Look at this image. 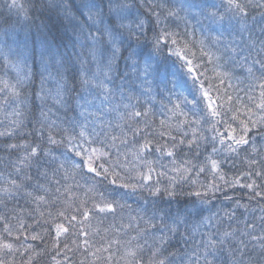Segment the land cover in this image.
I'll use <instances>...</instances> for the list:
<instances>
[{"label":"snow or ice","instance_id":"obj_1","mask_svg":"<svg viewBox=\"0 0 264 264\" xmlns=\"http://www.w3.org/2000/svg\"><path fill=\"white\" fill-rule=\"evenodd\" d=\"M253 13L264 0H0V264H264ZM225 188L248 202L204 216Z\"/></svg>","mask_w":264,"mask_h":264},{"label":"trees","instance_id":"obj_2","mask_svg":"<svg viewBox=\"0 0 264 264\" xmlns=\"http://www.w3.org/2000/svg\"><path fill=\"white\" fill-rule=\"evenodd\" d=\"M191 2V0H170V2L172 3H176V4H180V3H188ZM205 3L211 5V4H215L217 6L220 5H226L227 0H204ZM221 11H223V8H221ZM184 13H181V16H183ZM253 15H255V22L252 21V17H249V25L252 28V31L255 32V34H253L254 38L257 39V41L261 38H263L261 36L260 33V28L264 27V20L261 19V17L259 16L258 13H253ZM5 25H3L2 23V19H0V39H3V30H4ZM17 29L19 28V25H16ZM184 25L181 22L180 23V30L183 31ZM189 31L190 32H194V35L189 36L188 38L190 40H194V41H199L200 39H204L206 35H208L207 32L203 31L201 29V27L199 25L196 24L195 20H191V25L189 27ZM211 35L215 36L217 35V32H212ZM248 36V34H247ZM228 39H231L232 37L228 36ZM236 39L239 41L240 40V36L237 35ZM244 39H247L244 36ZM156 91L159 92V88H156ZM157 99H160V97L158 96ZM165 103H167V101L165 100ZM157 107H159V104H157ZM226 171H228V176L229 178L232 176V171H229L227 168L225 169ZM225 193L229 196L233 197L232 201H227L224 199V195ZM241 197V202L242 203H247V197L245 195V193L239 189L233 190V189H228L225 188L224 192H218L215 195V198H213L211 200V203L208 205H199V207L203 208V215L204 216H208L211 215L213 213H219V215H223L224 211H228V210H232L235 207V198ZM189 199H195L193 198H184L181 197L180 198V202L179 204L173 202L172 204V210L175 211L177 208H183L184 205L186 203L189 202ZM127 203L131 205V207L133 209H137L139 206L143 205V201L139 200L137 197V194H132L130 197L127 198ZM166 206V205H164ZM253 207L256 208V215H260L259 209L258 207H256V205L253 203ZM240 212L243 211V209L239 210ZM239 214V213H238ZM198 219V218H197Z\"/></svg>","mask_w":264,"mask_h":264},{"label":"rangeland","instance_id":"obj_3","mask_svg":"<svg viewBox=\"0 0 264 264\" xmlns=\"http://www.w3.org/2000/svg\"><path fill=\"white\" fill-rule=\"evenodd\" d=\"M189 2H190V1H189ZM0 29H1V28H0ZM1 30H2V29H1ZM3 32H4V30H3ZM252 33L255 34L254 31H252ZM247 34H248V33H244V36H245L246 38L248 37ZM263 38H264V37H263Z\"/></svg>","mask_w":264,"mask_h":264}]
</instances>
